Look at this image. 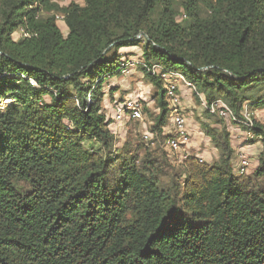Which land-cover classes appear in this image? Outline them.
<instances>
[{
  "label": "trees",
  "instance_id": "trees-1",
  "mask_svg": "<svg viewBox=\"0 0 264 264\" xmlns=\"http://www.w3.org/2000/svg\"><path fill=\"white\" fill-rule=\"evenodd\" d=\"M82 1L0 0V264H264V125L250 130L261 152L246 177L229 134L207 126L218 163L189 156L175 168L151 71L182 75L238 117L244 103L264 107L248 102L264 88V0ZM131 47L155 90L161 145L119 153L103 85Z\"/></svg>",
  "mask_w": 264,
  "mask_h": 264
},
{
  "label": "rangeland",
  "instance_id": "rangeland-1",
  "mask_svg": "<svg viewBox=\"0 0 264 264\" xmlns=\"http://www.w3.org/2000/svg\"><path fill=\"white\" fill-rule=\"evenodd\" d=\"M52 3H54L58 8H65L69 4H77L79 6H84V2L82 0H50ZM179 6H176V9ZM54 13V12H52ZM56 15V23L59 27L62 35L66 37L67 35V28L63 23L62 15L59 13H55ZM204 14V12H203ZM44 15V14H42ZM154 18L156 19V14L154 15ZM177 21L181 22L184 26V19L179 14L177 16ZM22 31L21 29L16 30L13 35L12 39L17 40L21 36ZM121 54H123L122 62L123 66L126 61H129L128 64H126L127 68L122 72L119 76H114L112 79H108L104 85V96L101 103L102 111L105 114L107 119H111V123L109 125V128L115 133V147L114 149L119 151V153H122V151H126L123 148H126L127 151L130 153H134L135 147L140 143H146L148 141L145 140L144 135L148 134L150 136V142L154 139L155 144L161 145V139L160 136H156L155 133L151 132L152 127L154 126L156 117L159 114V109L156 106L155 102V90L150 85L145 84V79L143 76V73L140 71L139 66L137 64H140L141 60V48L140 47H131L122 49L120 51ZM113 89L114 94L112 97L109 96L108 90ZM197 92L190 90L185 99V97H182L179 95V110L182 115L187 116L191 119V126L196 130L195 132V139L200 141H205L206 148L214 149L213 151L218 153L217 149L214 147L215 144L212 142L209 136H207V133L205 132V126L209 127L210 129L217 130V137H219V133L225 132L226 134H229V140L232 148L234 149V157L232 159V163H235L236 160L240 159V156H243L247 162L250 164L248 166V169L244 175L246 177L249 175L254 167L256 166V160L261 152V144L260 142H257V140H253V138L249 137V132L243 128L242 125L230 123V122H223L219 120L216 116H210L204 108L201 106V100L197 96ZM200 95V94H199ZM201 98H203V95H200ZM249 103H251L250 100H255L256 98H264V88L260 87L256 90L251 91L248 94ZM11 99H6L5 101H2L3 104H9L11 103ZM125 103V102H136L141 107V117L142 119L139 121H123V123H117L113 120V106L114 103ZM243 106H247L248 111L251 114L253 125L255 124H262L264 125V107L260 109L251 108L248 103H244ZM187 114V115H186ZM170 122V116L168 115L167 118V124L164 127V130H162V136H169V129L171 128ZM253 137V136H252ZM249 140H253V143L250 144L249 151L245 148L246 144L249 142ZM166 142V141H165ZM217 143V141H216ZM165 145V144H164ZM150 148H154L155 146L151 145ZM189 146V145H188ZM164 150L166 149L165 146H163ZM166 151V150H165ZM189 152V151H188ZM214 152V153H215ZM142 153V152H141ZM140 153V154H141ZM169 154V160L172 162L171 165L173 167H177L178 163V154L173 153H166ZM218 157L212 158L211 160H208L206 157H204V163L217 164L219 161V153L217 154ZM140 156H143L140 155ZM190 156H193L190 154ZM250 160V161H249ZM254 166V167H252ZM167 180V177L165 178Z\"/></svg>",
  "mask_w": 264,
  "mask_h": 264
},
{
  "label": "built area",
  "instance_id": "built-area-1",
  "mask_svg": "<svg viewBox=\"0 0 264 264\" xmlns=\"http://www.w3.org/2000/svg\"><path fill=\"white\" fill-rule=\"evenodd\" d=\"M151 71L152 73H156L161 76V79L164 82L165 98L168 102V115L170 116L172 132L170 133V138L166 143V147L169 153L178 154L179 162L184 161L190 156L187 150L190 142V136L186 130L185 117L179 110L180 107L177 91L179 90V86H183L193 91H195V88L178 73L162 74L161 69L158 66H153ZM200 100L201 106L210 115L216 116L225 122L242 125L249 132V137L252 138L250 130L253 126V120L247 106H243V110L238 117L225 103L221 101H214L211 104H207L203 98ZM113 113V120L120 124L123 123L124 120L139 121L142 119L141 107L136 102H115L113 106ZM144 138L146 141H150V136L148 134H145ZM199 162L201 163L203 161L200 159ZM237 164V173L241 175L245 174L249 166L247 160L243 156H240V159L237 160Z\"/></svg>",
  "mask_w": 264,
  "mask_h": 264
},
{
  "label": "crops",
  "instance_id": "crops-1",
  "mask_svg": "<svg viewBox=\"0 0 264 264\" xmlns=\"http://www.w3.org/2000/svg\"><path fill=\"white\" fill-rule=\"evenodd\" d=\"M189 91H190L189 89H187V88H185L183 86H179V95L182 96V97H185V99H187L186 98L187 96H185V95L188 94ZM184 117H185V120H186V130H187V132H188V134L190 136V142H189V146L187 148V150L189 151V154H192L193 156L197 157L198 159H201L202 161H204V159H203L204 157H206L208 160H211L212 158H214V156L215 157H218V155H217L218 153L216 154V152L213 151L214 150L213 148L212 149H209V148H206L205 146H202V144L203 145H206V142L205 141L203 142V141H200L199 139L198 140L195 139V137H196V135H195L196 130L191 126V119L188 118L185 115H184ZM124 121H128V120H124ZM167 129H169V132L170 133L172 132V129L171 128H167ZM170 133H169V135H170ZM250 147H251L250 144H248V145L245 146V148L248 151H249ZM255 165L257 166V160H256V164ZM234 166H235V171H236L237 166H238L237 160L235 161ZM249 166H250V164H249ZM252 167H254V166H252ZM255 167H254V169H255Z\"/></svg>",
  "mask_w": 264,
  "mask_h": 264
}]
</instances>
